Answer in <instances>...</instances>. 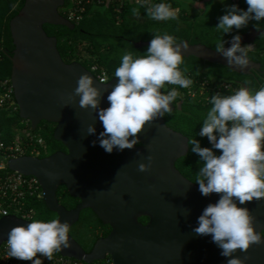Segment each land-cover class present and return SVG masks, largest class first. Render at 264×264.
I'll use <instances>...</instances> for the list:
<instances>
[{"label": "water", "instance_id": "95a60500", "mask_svg": "<svg viewBox=\"0 0 264 264\" xmlns=\"http://www.w3.org/2000/svg\"><path fill=\"white\" fill-rule=\"evenodd\" d=\"M65 4L66 0H26L10 21L15 45L11 81L20 117L29 120L33 130L42 121L55 123L54 138L68 152L57 151L45 157L23 155L7 163L11 171L38 178L47 207L57 213L61 223L67 221L71 228L81 211L90 208L104 224L111 226L110 233L98 239L89 253L68 233L70 247L60 254L88 264L108 256L113 264H226L227 258L221 255L211 236L193 232L203 209L215 203L219 195L203 196L199 186L176 167V161L189 151L188 137L168 126L163 116L145 126L134 148L114 149L109 154L97 139L104 131L97 114L90 108H80L79 97L68 101L79 76L87 73L102 93L100 107L107 108V95L117 80L114 77L106 82L108 85H101L80 62L63 60L57 38L49 36L44 25L74 29L76 24L59 11ZM262 33L264 30L251 27L241 36V45L253 44ZM230 42L225 48L231 46ZM182 43L188 46L182 53L184 56L228 66L226 58L207 45ZM149 44L150 41L134 43L137 48ZM248 60L247 68H230L242 74L260 70V63L249 57ZM65 103L68 106L64 107ZM170 107L175 109L173 103ZM92 124L95 135L87 134ZM149 155L154 157L150 171L139 172V163L147 164ZM63 184L72 197L80 199L73 209H67L58 200L57 190ZM241 207L250 210L256 231L264 238V200ZM141 217H148L149 221L144 224ZM29 222L16 214L1 217L0 247L12 227L26 226ZM234 255L241 259L250 257L245 264H264V243L253 245L247 253L238 250Z\"/></svg>", "mask_w": 264, "mask_h": 264}, {"label": "clouds", "instance_id": "9594fccd", "mask_svg": "<svg viewBox=\"0 0 264 264\" xmlns=\"http://www.w3.org/2000/svg\"><path fill=\"white\" fill-rule=\"evenodd\" d=\"M137 2L146 7L150 19L167 21L178 18L179 9L169 3ZM246 4V11L236 5L227 8L226 14L218 18L215 30L225 35L233 29L247 27L250 21L264 20V0H246ZM131 11L134 16L140 14L139 8ZM225 43L227 41L223 38L217 41L215 51L226 58L228 67L247 68L248 53L253 50V45L242 46L240 35L232 37L230 47L225 48ZM187 49L186 43H178L167 32H157L144 54L135 56L133 52L125 51L114 72L117 83L107 95V108L100 107L102 93L94 86L93 78L87 73L79 76L68 101L79 97L80 108H90L97 114L104 128L97 139L107 153L114 149L134 148L140 142L138 134L146 125L172 112L170 106L181 94L175 87L166 93L162 89L166 85L185 89L192 86L193 80L185 75L187 68L182 71L180 67L184 63L182 53ZM107 80L105 74L99 84L108 85ZM250 83L245 81L246 85ZM209 103L212 106L198 135L207 137L211 147H201L196 139L187 141V144L192 145L191 151L203 162L195 182L200 193L205 197L215 193L219 199L203 209L193 232L211 236L221 255L227 258L226 264H245L250 257L241 259L234 254L238 250L247 253L253 245L264 243L261 232L256 231L255 217L247 207H241L264 200V85L258 90L241 86L229 95L217 92L211 95ZM87 134H96L94 124L88 126ZM216 151L220 154L217 155ZM146 159L147 164L138 165L141 173L149 172L152 167L154 157L149 155ZM69 231L67 221L33 219L26 226L10 229L7 254L20 261L43 264L42 259L37 258L38 254L51 261L54 253L70 247Z\"/></svg>", "mask_w": 264, "mask_h": 264}, {"label": "trees", "instance_id": "16d2710c", "mask_svg": "<svg viewBox=\"0 0 264 264\" xmlns=\"http://www.w3.org/2000/svg\"><path fill=\"white\" fill-rule=\"evenodd\" d=\"M25 1L0 0V78L2 79H11L12 72L11 56L15 45L11 36L10 21L22 9ZM150 3L171 4L173 8L179 9L178 18L156 21L147 16L146 7L141 6V3L128 2L123 7L120 19L113 6H110L89 11L83 20L76 23L74 29L53 24H45L44 29L49 36L57 38L58 49L66 63L77 61L90 71L93 65H97L98 71H92V73L97 78L98 73L105 72L109 80L114 78L115 69L119 66L123 53L131 51L135 56L144 54L148 46L137 48L134 43L151 41L157 32L161 34L167 32L174 36L178 43L184 41H188L190 44L202 43L215 50L216 42L222 38L228 43L234 35L242 36L251 27L264 30V20L260 22L253 20L248 23L247 27L240 30L233 29L231 33L224 35L223 32L215 30L218 20L200 13H193L182 5V0H150ZM67 6L68 0H66L65 6L59 8L60 13L65 17L67 16ZM237 7L246 11L248 7L246 0H241ZM133 8H139V16L132 14ZM248 57L261 64L260 70H252L249 74H242L221 63L209 62L196 56H184V63L180 67L182 71L187 68L185 75L193 80V84L187 89L173 85H166L165 89H162L166 93L175 87L181 94L173 102L175 109L170 114H164L167 125L183 133L189 141L196 139L201 147L210 148L211 144L207 137H201L198 133L207 111L212 106L209 103L211 95L217 92L222 95H229L241 86L258 90L264 85V33L257 37L253 43V50L248 53ZM206 79L211 81L212 86L217 85L216 87L221 86L223 82L228 83L231 85L230 90L224 88L219 90V87L211 89L212 86L202 88L201 82ZM245 81H251V83L246 85ZM190 90L195 91L196 94L191 96ZM55 127V123L42 121L37 129L33 130L30 121L20 117L19 109L15 113H10L6 109L0 110L2 141L6 144L21 140L26 141L27 132L42 137L44 143L42 145L36 144V149L39 150L38 157H45L57 151L68 152L67 147L54 138ZM191 147L192 145L189 143L188 153L176 161V167L185 177L195 183L196 173L203 162L196 153L191 151ZM32 148L35 147L31 146L24 154L32 155ZM216 154L219 155L220 152L216 151ZM2 163L5 166L0 168V175L12 172L7 166L8 159L0 151V165ZM57 197L59 202L69 210L80 203V199L72 197L64 184L59 186ZM3 207L7 208L10 214H16L30 221L39 219L46 222L58 217L57 213L47 207L43 197L37 195L26 196L20 203L11 206L4 201ZM140 221L146 224L149 218L141 217ZM111 229V226L104 224L92 209L86 208L81 211L79 220L70 228L69 233L89 253L96 241L106 237ZM262 234L264 236V231ZM107 259L111 260V257L108 256ZM104 261H96L92 264H100Z\"/></svg>", "mask_w": 264, "mask_h": 264}, {"label": "built area", "instance_id": "2783aa9c", "mask_svg": "<svg viewBox=\"0 0 264 264\" xmlns=\"http://www.w3.org/2000/svg\"><path fill=\"white\" fill-rule=\"evenodd\" d=\"M241 0H230L232 4L239 6ZM138 3L137 0H68V6L66 8V18L72 21L74 24L79 23L85 15L89 11H94L97 9L108 8L113 6V9L118 14V18L120 19V14L122 13L123 7L127 3ZM139 4V3H138ZM97 72V65H93L91 67V72ZM106 73H98L97 79L100 80L102 76ZM107 75V74H106ZM108 77V76H107ZM109 81V78L107 82ZM202 88H209L212 86L210 80H203L201 82ZM217 85H213L210 87L211 89L224 88L226 90H230L231 85L228 83H224L221 86L216 87ZM191 96L196 94L195 91H189ZM6 109L10 111V113H15L18 109V103L14 94V87L11 79H2L0 78V110ZM42 141V142H41ZM44 143L43 138L39 137L30 132L26 133V141L21 140L11 144H6L1 139L0 133V151L6 159L15 158L18 156L25 155V151L34 146L32 148V155L38 156L39 150L36 149V144L42 145ZM4 163L0 165V168L4 167ZM42 196L44 195L42 186L35 176H26L22 173L12 171L10 173L0 175V216H5L4 212H7V215L10 214L8 209L3 207V202H7L9 206L15 203H20L26 196ZM8 248L7 241L4 242L0 247V264H32L31 261H20L8 256ZM37 258L42 259L43 264H83L85 262L63 256L60 252H56L53 255V259L51 261L47 260L42 256H37ZM105 261L100 264H113L112 259H104ZM103 261V260H101Z\"/></svg>", "mask_w": 264, "mask_h": 264}, {"label": "crops", "instance_id": "0c3cea01", "mask_svg": "<svg viewBox=\"0 0 264 264\" xmlns=\"http://www.w3.org/2000/svg\"><path fill=\"white\" fill-rule=\"evenodd\" d=\"M228 0H182V5L192 11L193 13H200L204 16H209V10L214 9V5L217 7V14H223L221 11V4H226ZM199 5V6H198ZM232 5V4H231ZM202 6V7H200ZM220 7V8H219ZM231 7V6H230ZM214 19V17H212ZM218 20V19H214Z\"/></svg>", "mask_w": 264, "mask_h": 264}, {"label": "rangeland", "instance_id": "374dc122", "mask_svg": "<svg viewBox=\"0 0 264 264\" xmlns=\"http://www.w3.org/2000/svg\"><path fill=\"white\" fill-rule=\"evenodd\" d=\"M230 6H232V5H231L230 0H228V1H226V4L225 3L224 4H221V8H222L221 11L224 12V14H226V9L229 8ZM213 7H214V9L211 8V10H209V12H208L209 13V16L211 18L214 17V19H218L223 14L222 15L221 14H217V12H218L217 7L215 5ZM218 21H219V19H218Z\"/></svg>", "mask_w": 264, "mask_h": 264}, {"label": "flooded vegetation", "instance_id": "af4514ba", "mask_svg": "<svg viewBox=\"0 0 264 264\" xmlns=\"http://www.w3.org/2000/svg\"><path fill=\"white\" fill-rule=\"evenodd\" d=\"M244 45H249V44H244ZM251 45H253V44H251Z\"/></svg>", "mask_w": 264, "mask_h": 264}]
</instances>
